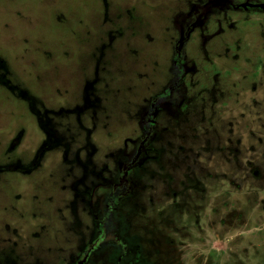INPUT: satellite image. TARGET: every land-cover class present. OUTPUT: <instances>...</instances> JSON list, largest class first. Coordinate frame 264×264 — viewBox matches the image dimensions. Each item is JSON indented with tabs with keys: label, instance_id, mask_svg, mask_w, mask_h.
<instances>
[{
	"label": "rangeland",
	"instance_id": "obj_1",
	"mask_svg": "<svg viewBox=\"0 0 264 264\" xmlns=\"http://www.w3.org/2000/svg\"><path fill=\"white\" fill-rule=\"evenodd\" d=\"M92 243L264 264V0H0V264Z\"/></svg>",
	"mask_w": 264,
	"mask_h": 264
},
{
	"label": "flooded vegetation",
	"instance_id": "obj_2",
	"mask_svg": "<svg viewBox=\"0 0 264 264\" xmlns=\"http://www.w3.org/2000/svg\"><path fill=\"white\" fill-rule=\"evenodd\" d=\"M100 227H102V229L100 228L101 231H104L103 230L104 227L103 226H100ZM95 248H96V246L94 243L89 244L85 248V250L83 251L82 256L80 257L78 264H85L88 261V259L90 258L92 252H94Z\"/></svg>",
	"mask_w": 264,
	"mask_h": 264
}]
</instances>
